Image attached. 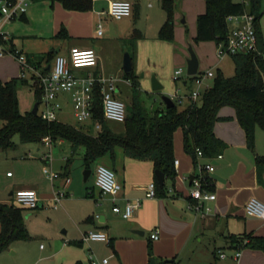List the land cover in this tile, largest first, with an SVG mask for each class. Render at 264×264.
<instances>
[{"label":"crops","instance_id":"obj_1","mask_svg":"<svg viewBox=\"0 0 264 264\" xmlns=\"http://www.w3.org/2000/svg\"><path fill=\"white\" fill-rule=\"evenodd\" d=\"M111 1L94 0L93 8L89 12H70L66 11L57 2L33 0L21 18L3 25L2 31H6L5 34L9 36V41L6 42L5 46L9 50L13 48V50L23 53L29 63L38 65L39 69L42 70H47L49 66H52L57 56H68L70 49L73 47L92 48L98 55V64L94 69L95 73L105 77H107L106 74L116 75L117 77L113 78L118 90L119 83L131 85L128 80L126 82L121 79L126 73L123 70L124 54L129 53L128 48L123 44V40L132 38L134 34L139 36L131 60L132 69L134 72L137 70V74H140L138 76L142 79L145 72L144 67L142 68L139 65V57L142 58V52L138 51L137 63L134 62V59L137 56V47L139 46L141 49L147 36L137 29L131 16L115 20L108 14H103V12H107ZM129 1H131L133 9L138 7L137 2ZM156 18L157 21L160 19L158 21L160 29L164 23V16L160 13L159 17ZM99 23L102 24L103 28L101 36L97 35ZM62 26L66 28L70 36L68 39L62 40L57 37ZM156 30H158V27L155 28ZM161 43L169 42L161 41ZM50 52L52 56L48 58ZM216 52L218 54V47ZM3 57L4 55L1 58ZM176 59V56L172 57L174 65ZM14 60L16 61L15 58ZM17 64L20 67L18 62ZM85 73L84 71L78 72L79 75ZM31 77L32 74L30 73L27 74L25 79L31 82ZM180 79L184 87L189 85L190 79L185 78V73ZM209 80H207V83L212 85L208 82ZM59 99L63 105V112L59 114L61 115L65 113L67 108L71 107V96L60 95ZM123 101L126 106H130L132 96L131 100ZM155 105L166 107L163 102L162 104L156 102ZM226 108L230 107H225L219 112V116L225 118V120L218 121L214 126L216 137L226 144L225 149L219 154L222 158L216 160L217 155L212 159L201 158L197 160L201 165L209 161L215 164V170L210 174V178L216 200L210 204L211 212L209 214H197L187 209L190 201V177L197 170L192 157L180 146L177 147L175 142L174 157L175 161H178V164L175 165L176 178L173 183L165 178L164 185L167 186V195L163 198L158 196L154 198L146 197L147 186L154 182L155 171L152 162L129 158L119 147L115 149L113 156L107 154L92 165L94 175L91 173L88 180H84L85 185L78 182L75 184L69 172L63 176L60 173H55L57 176L51 179L49 174L44 172V169L48 168L45 166L42 174L50 180L51 190L49 194V190L46 188V192L43 191L42 185L36 182L30 173L29 177L16 181L14 184L16 188L10 195L13 196L14 200V194L17 190L33 189L38 194L40 205L49 196H55L57 192H60L59 188L62 186L63 191H65L61 192L63 193L62 200L64 197L72 195L76 197L69 204V207L72 209L73 218L77 222L75 225L79 224V226L77 225L78 236L73 237L71 242L83 245L85 242H83V239L81 240V237L88 231L104 232L110 239L109 245L113 255L117 256L121 264H147L149 255L141 250L138 256L134 255L130 258L127 255L125 256V249L123 248L125 244L121 240L115 241L116 235L121 234V238L126 239V243L140 242L143 245L145 242L141 239L137 240L135 237L145 236L147 233V246L151 243L154 257L162 260H174L177 264H264V253L250 248L242 250L239 262L236 263L230 259L234 250L228 249L230 246L229 236L243 234L264 236V223H259V221L264 222V219L249 217L245 212V205L251 198H255L264 204V172L259 173L256 166V158L259 155H264V132L256 130V141L262 145L258 146L255 151L249 149L245 133L236 119L234 109L230 108L234 111L230 113L225 112ZM109 122L106 123L110 128ZM88 123L89 125H85L84 130L91 132L94 123L92 121ZM76 125L80 126V124ZM41 144L44 148L47 147L44 142ZM39 151L41 153L38 154V158L49 164L52 171V161L45 159L49 154L41 151V149ZM100 163H104L105 167L115 173L118 183L122 186L115 196L96 192L95 190V170L97 166L102 165ZM91 176H93V183L92 186H89L88 182ZM7 177L12 178L13 175L7 173ZM60 178L62 179L61 186H56V182ZM67 180L69 181L67 182ZM74 201H78V204ZM138 201L141 202L140 207L135 210L131 218L124 219L122 217L125 224L116 232L117 229L109 224L111 218L109 217V207H111L112 213L117 214L113 211L114 206L123 210L127 202L136 203ZM69 202L71 200H68ZM12 205H16L15 200ZM59 205H62V201ZM93 214H96V216L94 217ZM156 229L159 231V239L152 241L150 235ZM137 232H142L143 235ZM62 233L67 235L68 231L64 230ZM29 235L31 238L30 232ZM86 244L90 253L93 248H98L93 246L94 244L104 245L106 243L89 242ZM218 251L226 252L228 258H220ZM69 253L71 257L68 258V264L85 263V254H77L73 249ZM107 254L109 255V252ZM91 255L92 253L89 258ZM110 257H113L112 253ZM105 258L108 257L102 259ZM89 260L91 262V259ZM107 264H110L109 259Z\"/></svg>","mask_w":264,"mask_h":264},{"label":"trees","instance_id":"obj_2","mask_svg":"<svg viewBox=\"0 0 264 264\" xmlns=\"http://www.w3.org/2000/svg\"><path fill=\"white\" fill-rule=\"evenodd\" d=\"M59 3L66 11L89 12L94 0H48ZM264 0H252L249 15L254 17V27L257 36L256 50L238 55H230L235 65V75L225 77L218 75L213 78L211 87L204 91L197 101L184 111H178L176 104L171 108L153 105L146 107L141 101V90L138 76L134 70L125 73L124 77L132 85V103L127 106L124 121L125 130L116 134L107 126L103 119V110L99 91L96 92V102L93 121L101 124V130L92 134L81 126L71 125L60 121H44L37 113H22L19 109L18 85L27 84V79L13 78L8 81L0 79V151L15 147L13 138L18 135L23 143H42L49 138L52 143L66 140L76 149L82 147L83 164L86 170L107 154L114 155L116 148H121L124 154L136 160L150 161L154 171H160L172 183L176 178L174 157V134L178 129L183 133L184 151L197 163V150L204 158L212 159L219 155L226 144L216 137L214 126L218 121L225 120L219 116L221 109H234L236 119L243 129L249 149L254 148L255 130L264 131V42L258 29L261 13L258 7ZM174 3L175 0H161L166 12V21L158 32V39L164 42L174 40ZM244 3H234L232 0H205V11L197 16L195 42L214 41L218 46H226L230 32L227 18L245 14ZM65 40L70 36L64 26L57 34ZM139 36L134 34L130 39L123 40L131 58ZM3 43V42H2ZM4 44V43H3ZM11 52L15 51L13 48ZM52 53L48 54L51 58ZM199 74V73H198ZM191 81L194 77L189 78ZM37 102L42 99V89L33 85ZM199 102V104H198ZM175 103V102H174ZM162 104V102H161ZM259 173L264 172V156L256 158ZM156 194L166 197L167 186L160 188L154 176ZM213 192L212 185L208 188ZM22 207L0 202V253L7 250L14 241L30 239L26 228ZM230 250L247 249L264 253V236L252 234L231 235ZM246 241V242H245ZM245 242V243H244ZM149 260L147 264H166L165 260L154 257L152 245H148ZM76 264H82L77 262ZM172 264H177L174 260Z\"/></svg>","mask_w":264,"mask_h":264},{"label":"rangeland","instance_id":"obj_3","mask_svg":"<svg viewBox=\"0 0 264 264\" xmlns=\"http://www.w3.org/2000/svg\"><path fill=\"white\" fill-rule=\"evenodd\" d=\"M133 1L138 3V7L132 10L131 19L133 23H136L137 29L147 36V39L144 41L145 44L141 49L139 46L137 47V56H135L134 59V62L137 63L138 51H141L142 58L139 57V65L145 69L143 73L144 78L141 79V77H139L140 74H137V70H135L134 73L137 76L139 75L141 101L144 106L151 107L155 105L156 102L160 104L162 102V96H171L176 94L177 91L180 96H189L196 90L194 81L189 80V85L184 87L181 79L177 81L173 80L174 72L179 69H182L185 73V78L187 77L189 47H192L197 56L199 74L212 71L215 76L221 74L225 77H233L235 75V65L232 57L229 55L220 57L216 52L217 45L214 41L195 42L197 28L196 16L205 11V0H175L173 15L174 40L170 43H161L158 39V21L160 19L157 21L156 17H159L161 13L164 16L163 22L166 21V12L162 8L161 0ZM232 1L234 3L243 2L246 13H249L252 0ZM258 11L261 13L258 20V29L264 42V1L259 5ZM156 27H158V30L155 31ZM233 28L234 25L230 23L229 29ZM3 33L7 32L3 31ZM5 45L6 43L2 46V48L5 49L4 57H0V78L4 81H8L13 78H19L21 70L14 58L8 53L9 49L6 48ZM173 56L177 58L175 65L172 63ZM106 76L108 79L117 77L114 74H106ZM123 77H121V79L127 82ZM153 77L164 86L162 91H152ZM208 82L212 84L213 79ZM126 84L119 83L118 93L122 100L128 101L131 100L132 87ZM18 100L19 109L22 113L32 111L37 99L35 89L31 82L18 85ZM186 100H183L181 103L175 100L178 111H184L191 105V100ZM225 110V112H234L230 108H226ZM59 119L61 122L71 125L80 124L83 129H85V125H89L88 122L78 121L73 114L72 107L67 108L65 113L59 115ZM108 124L115 133L124 132L123 123L112 121ZM2 126L3 121L0 120V128ZM91 128V133H96L93 127ZM256 130L261 129L256 128ZM261 131L264 132L263 130ZM13 141L15 143L13 149L0 151V202L12 205L14 200L10 193L16 188L14 184L17 180L29 177L30 173L33 175L35 181L42 185L43 191L46 192L47 188L49 190L48 194L50 193V180L42 174L45 166L50 170V165L38 158V154L41 153L39 149L50 155L52 172L60 173L62 176L69 172L75 184L78 182L85 185L84 172L86 168L82 161L84 148L80 147L73 153L70 143L66 140H57L51 145V148H44L41 143H23L18 135L14 136ZM174 142L177 147L180 146L182 150L184 149L183 133L181 129L175 132ZM260 145L262 144L257 142L255 138L253 150L255 151ZM262 156L264 155H259L258 157ZM67 159L69 161H66ZM100 164L105 166L104 163ZM7 173H10L13 177H7ZM92 175H94V171ZM61 183L62 179L60 178L57 180L56 186H61ZM92 183L93 176H91L88 185L92 186ZM59 190L60 192H65L62 186ZM95 190L96 192H101V188L98 186H95ZM54 198L55 196L53 195L51 197L49 196L43 201V204H40L36 209H23L24 222L32 237L28 241L12 242L7 250L0 254V264H68V258L71 257L69 251L72 249L77 254L86 255L84 264H91L89 260V255L91 253L97 260L108 257L107 259H109L110 264H121L117 256L113 255L109 244H94L93 246L98 248H93L89 253L86 243H83V245L76 242L72 243L71 240L73 237L78 236L77 227L79 224L75 225L77 222L73 218L72 209L69 207V204H71L72 200H75L76 197L74 195L64 197L62 205H57ZM68 200H71V202L68 203ZM75 202L78 204V201H74V203ZM109 211V217H111L109 224L115 227L117 232L119 228L123 227L125 221L122 219L121 215L112 213L111 207H109ZM93 216L95 217L96 214H93ZM259 223L261 224L264 222L259 221ZM64 230L68 231L67 235H63L62 232ZM147 235L148 233L145 234V236L135 237L137 240H143L145 242L143 245H141L140 242L126 243V239H122L121 234L116 235L115 241L121 240V242L125 244L123 245L125 256L127 255L130 258L134 255L138 256L141 250H144L148 254ZM82 239L83 236L81 237V240ZM107 252H109V255ZM111 253L113 256L112 258L110 257Z\"/></svg>","mask_w":264,"mask_h":264},{"label":"built area","instance_id":"obj_4","mask_svg":"<svg viewBox=\"0 0 264 264\" xmlns=\"http://www.w3.org/2000/svg\"><path fill=\"white\" fill-rule=\"evenodd\" d=\"M33 0H0V57L5 53L2 48L3 43L9 41V36L2 31L4 24L18 20L26 13L29 5ZM133 5L129 0H112L109 4L107 12L115 20H121L129 17L132 14ZM227 22L234 25L230 29L226 46H218V55L220 57L227 55L246 54L256 50L257 36L254 27V17L245 13L243 15H234L227 18ZM103 34L102 24L97 26V35ZM3 42V43H2ZM16 61L20 64L21 75L20 78L25 79L27 74H32V85H38L42 89V99L38 107V114L47 122L60 121L59 114L63 112V105L59 99L60 95L71 96V107L74 116L80 122H93L94 130L96 132L101 130V124L93 121V114L96 102V92L99 91L102 102L103 119L106 122L114 121L124 123L127 115V106L125 102L119 97V90L115 83V79L111 77L108 79L105 76L95 73L94 69L98 64V55L92 48H78L70 49L68 56H57L49 70L39 69L40 67L28 62L27 57L18 51H8ZM86 72L84 75H79L78 72ZM184 74L182 69L174 72L173 80H179ZM188 78H191L187 75ZM194 77L196 90L189 96H180L178 93L172 95L170 98L175 102L181 103L183 100L189 99L197 101L201 94L208 90L211 85L207 80L215 77L212 71L204 74H197ZM47 147L51 148L53 144L49 138L43 140ZM198 160L203 157L202 152L197 150ZM218 155L216 160L221 159ZM46 160H51L50 155L45 157ZM178 161L174 162L177 165ZM196 173L190 181V201L187 209L197 214H209L211 212L210 204L216 200L214 192L208 188L212 185L210 174L215 170V164L212 161L201 165L198 161L196 163ZM50 178L57 176L48 168L44 169ZM69 180H67L68 182ZM95 185L101 188L103 194L117 195L122 186L118 183L115 173L105 166L99 165L95 170ZM156 185L154 182L147 186L146 197H156ZM63 193L57 192L55 194V201L57 205L61 204ZM16 205L27 208L36 209L39 206L40 199L38 194L33 189H20L14 194ZM141 202H127L125 208L114 206L113 211L120 214L124 219H129L134 215L135 210L140 207ZM245 212L249 217L264 219V204L255 198H251L245 205ZM150 239L157 241L159 239V231L154 230ZM83 242H103L110 243L108 235L104 232L91 230L83 235ZM246 242V241H245ZM244 242V243H245ZM218 255L222 259H227L226 252L218 251ZM242 255V250L237 249L233 251L232 259L234 262H239ZM91 264H107L108 259L97 260L94 256H90Z\"/></svg>","mask_w":264,"mask_h":264},{"label":"water","instance_id":"obj_5","mask_svg":"<svg viewBox=\"0 0 264 264\" xmlns=\"http://www.w3.org/2000/svg\"><path fill=\"white\" fill-rule=\"evenodd\" d=\"M189 51V58L187 59V75L190 77H193L195 75L198 74V69H199V64H198V59L197 56L194 52V50L192 49V47H189L188 49ZM50 69V66L47 68V70ZM123 70L127 73L130 72L132 70V60H131V56L130 54L127 52L124 54V60H123ZM163 89L162 84L155 78H152V90L155 92L161 91ZM162 102L165 104L166 108H171L175 105V103L173 102V100L169 97V96H162ZM38 107H39V103L36 102L33 109H32V113L34 115H36L38 113ZM76 127H79V125H76ZM92 173V170L88 169L85 170L84 172V180L87 181L88 178L90 177ZM155 176L157 179V182L160 186V188H163L164 183H165V176L163 173H161L160 171H155ZM192 177H190V181L192 180ZM141 235H143L142 232H137ZM173 260H165L166 264H172Z\"/></svg>","mask_w":264,"mask_h":264}]
</instances>
